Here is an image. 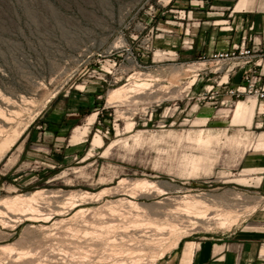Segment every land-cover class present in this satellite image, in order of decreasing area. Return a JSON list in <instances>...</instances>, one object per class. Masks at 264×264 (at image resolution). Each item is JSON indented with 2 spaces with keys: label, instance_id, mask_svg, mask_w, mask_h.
I'll list each match as a JSON object with an SVG mask.
<instances>
[{
  "label": "rangeland",
  "instance_id": "rangeland-1",
  "mask_svg": "<svg viewBox=\"0 0 264 264\" xmlns=\"http://www.w3.org/2000/svg\"><path fill=\"white\" fill-rule=\"evenodd\" d=\"M188 1L175 12L171 0H0V96L15 104L0 122V264H31L43 249L56 255L51 264H110L104 246L119 264H188L184 250L264 218L263 170L254 169L264 166V101L222 103L219 64L164 47L174 21L190 22ZM71 89L93 95L71 123L86 135L74 143L68 130L55 147L37 146V122L65 114ZM250 100V125H232L235 103ZM35 192L33 214L2 203ZM192 210L240 217L226 230L186 216Z\"/></svg>",
  "mask_w": 264,
  "mask_h": 264
},
{
  "label": "crops",
  "instance_id": "crops-1",
  "mask_svg": "<svg viewBox=\"0 0 264 264\" xmlns=\"http://www.w3.org/2000/svg\"><path fill=\"white\" fill-rule=\"evenodd\" d=\"M171 3L175 12L186 10L184 6H177L178 0H171ZM186 3L190 5V11L185 13V17L189 18L190 22L182 25L174 21L169 34H163L164 47L175 48L178 53L196 60H205L204 65L207 64L206 61L209 64L212 62L219 64L215 71L224 70V73L213 85L225 89L235 88L241 83L243 76L251 72L258 74L260 83L264 84V61L260 58V55L264 54V0H189ZM173 18L182 19L175 15ZM242 42L257 53L250 61L226 62L214 58L215 54L231 51L233 46L238 47ZM225 76L226 79L223 80ZM213 85H207L206 88H209L206 91L216 89ZM85 95L93 96L71 89L68 97L73 100V106L62 116L57 114L58 112H53L37 122L36 128L39 130L33 132L36 133V136L32 137L33 142L37 146L46 147V142L50 141L52 144L50 148H53L68 130L74 133L75 127H72L71 123L89 107V102L82 99ZM228 98L225 90L223 100ZM251 101L253 102L251 114H248L250 105L243 104L242 110L245 113L238 123L234 122V111L239 103L249 101L235 103L232 110V125L243 123L250 125L254 110V101ZM72 133L68 135L70 141ZM254 169L263 170L259 173V185L264 192V166ZM176 264H179V259ZM188 264H264V218L255 216L242 227L198 242L192 250Z\"/></svg>",
  "mask_w": 264,
  "mask_h": 264
},
{
  "label": "bare ground",
  "instance_id": "bare-ground-1",
  "mask_svg": "<svg viewBox=\"0 0 264 264\" xmlns=\"http://www.w3.org/2000/svg\"><path fill=\"white\" fill-rule=\"evenodd\" d=\"M192 81H194V79H192ZM115 91L116 90H113V91H111L110 92V96H109V103H111L110 102V100H112V99H114L115 97H116V94H115ZM117 92V91H116ZM21 99V98H20ZM22 100V99H21ZM25 100V99H24ZM16 103V102H15ZM23 103V102H22ZM0 104L1 105H3V107L2 106H0V122H2V123H7L9 120H10V117L13 115V111L12 110H10V108L12 107V106H14L15 104H14V101L13 100H11V99H9V98H6V97H3V96H0ZM243 104H247V103H239L238 105H237V107H236V110L234 111L235 112V116H234V121H238L239 119H240V117H242V115H244V113L245 112H243V110H242V106H243ZM250 105V107L248 108V114H251V110H252V105L251 104H249ZM258 109H260V107L258 108ZM234 114V113H233ZM250 117V116H249ZM90 123V122H89ZM87 126H84L82 129H80V128H78V130H76L75 129V131H74V134H73V136H72V141H78V139H79V136L80 135H86V132H87ZM20 132H22V130L21 131H19V132H16L12 137H10L9 139H7V140H5V142H4V144L2 145V148L3 147H5L6 145H7V147L8 146H10V145H12L13 143H14V141L18 138V136L20 135ZM101 138L99 137V136H97V135H95L94 136V138H93V143L94 144H96L97 146H100L101 145ZM95 145V146H96ZM148 183V181H143V180H136V181H134V185L135 186H141L140 184H144V185H146ZM150 184V183H149ZM148 185V184H147ZM41 195V192H39V193H32V194H30L29 196H22V195H14L13 197H11V198H9V199H7L6 201H2V203H4L5 204V206H6V209H8L9 211H11V212H15L16 214H23L24 216L25 215H28V214H31L32 212H35V211H38V209L36 208V207H34L35 205H33V202L34 201H36V199L39 197ZM81 196V195H80ZM82 196H83V194H82ZM236 197V196H235ZM73 201H75V200H73ZM237 202V201H236ZM1 203V204H2ZM74 203V202H73ZM239 202H237V204H238ZM239 205V204H238ZM40 207V206H39ZM255 208V206L253 207V209ZM112 211L114 210V209H111ZM7 211V210H6ZM44 211V210H43ZM111 211V212H112ZM190 212H191V214H190ZM3 213V212H2ZM7 213V212H6ZM113 213L116 215V213H115V211L114 212H112V213H110L111 214V216L113 215ZM33 214V213H32ZM188 215H186V216H191V218H195V219H203L205 222V224L207 223V225H209V224H214V225H216L217 227H219V228H221V229H226V230H229L232 226H234L237 222H238V220H239V217H240V215H238V214H232L231 212H226V213H223V214H217V213H215V214H207V213H204V212H201V211H196V210H192V211H188V213H187ZM190 214V215H189ZM31 215H29V217L28 218H30L31 219V217H30ZM49 216V215H48ZM75 216V215H74ZM34 217V216H33ZM33 217H32V219H33ZM114 217H116V216H114ZM113 218V217H112ZM71 220H73V217H72V219ZM113 220V219H112ZM1 221V220H0ZM203 223V222H202ZM209 227V226H208ZM98 234V233H97ZM104 234H102V236L101 235H95L94 234V241H96L97 243L99 242V243H101V245L102 244H104V245H109V244H112L114 241H115V238H111L112 236L111 235H107V234H105L104 236H103ZM140 236L141 235H139V236H137L138 238H140ZM142 236H144L143 234H142ZM150 236V235H149ZM45 237V239L46 238H48L47 236H44ZM93 237V236H92ZM151 237V236H150ZM144 239H146L145 238V236L143 237ZM143 238H140L141 239V241L142 240H144ZM44 239V241H46ZM91 237H90V241H92L93 240ZM48 240H50V239H48ZM47 240V241H48ZM94 241H92V242H94ZM145 241V240H144ZM151 241V240H150ZM91 242V243H92ZM98 243V244H99ZM141 243V242H140ZM96 244V243H95ZM97 244V245H98ZM113 245V244H112ZM89 246V245H88ZM96 246V245H95ZM40 247H42V245L40 246ZM39 247V248H40ZM51 247V246H50ZM98 247V246H97ZM99 247H101V246H99ZM98 247V248H99ZM11 247H9V249H10ZM43 248V247H42ZM45 248H47V247H45ZM49 248V247H48ZM84 248V247H83ZM104 249H102L101 251H106L107 252V250H108V252L107 253H104L105 254V257L101 254V252H100V249H97V251L102 255V258L104 257V258H107V259H109L111 262H110V264H117L118 263V259H114L115 258V255L113 254L114 252H113V249L114 248H107V247H103ZM8 249V248H7ZM112 249V250H111ZM150 249V248H149ZM156 249H157V247H156ZM5 250V248H1V251L3 252ZM40 250V249H39ZM43 250H45V249H43ZM42 250V252H40L41 253V255L43 254L44 256H42V257H45L44 259H40V258H37V259H33V260H31L30 258H29V260H31L30 261V263L31 264H42V263H44L43 261H46V262H48V263H53V262H55V256L54 255H52L51 253H53V251H51V253L49 254V253H47L46 252V254H44L45 252ZM87 250V249H86ZM94 250L96 251V249H93V250H90V251H92V252H94ZM141 250V249H140ZM153 250V249H152ZM110 251V252H109ZM111 251H112V253H111ZM44 252V253H43ZM91 252V253H92ZM98 252H96L97 254H99ZM118 252V250L116 251V253ZM103 253V252H102ZM118 253H120V252H118ZM93 254V253H92ZM21 255V254H20ZM40 255V256H41ZM95 255V254H94ZM97 255H95V257H96ZM191 256H192V248H190V249H188V250H184L183 251V253H182V259L184 260V261H186V262H189L190 261V259H191ZM93 258H95L94 256H92ZM99 257H101V256H99ZM84 258V257H83ZM83 258H81V260L83 259ZM85 258H86V256H85ZM87 258H88V256H87ZM86 258V260H88V262H90V258H91V256H90V258L89 259H87ZM98 257H96V259H97ZM102 258H99V260H101ZM57 260L58 259H62L61 261H63V258H56ZM65 259V258H64ZM106 259V261H108ZM56 260V261H57ZM66 260V259H65ZM65 260H64V262H65ZM69 260H71V259H69ZM93 260V259H92ZM99 260H96V261H99ZM104 259H102V261H103ZM68 261V260H67ZM105 261V260H104ZM58 262H60V261H58ZM70 262V261H69ZM80 262V261H79ZM83 262V261H82ZM100 262V261H99ZM7 263V262H6ZM98 263V262H97ZM13 264V263H12ZM44 264H46V263H44ZM101 264V263H100ZM119 264V263H118Z\"/></svg>",
  "mask_w": 264,
  "mask_h": 264
},
{
  "label": "built area",
  "instance_id": "built-area-1",
  "mask_svg": "<svg viewBox=\"0 0 264 264\" xmlns=\"http://www.w3.org/2000/svg\"><path fill=\"white\" fill-rule=\"evenodd\" d=\"M256 55L257 53L253 51L251 47L242 42L238 47L233 46L231 51L215 54L214 58H218L226 62L236 60H244L245 62H248ZM260 58L264 61V54L260 55ZM259 77L260 76L254 72L245 74L239 85L235 88L226 89V95L229 96L230 99H238L251 95L254 96L255 100L264 101V84L260 83ZM221 102H229V100H222ZM260 106H263L262 112L258 109V113H263L264 102H261L259 104V107Z\"/></svg>",
  "mask_w": 264,
  "mask_h": 264
},
{
  "label": "trees",
  "instance_id": "trees-1",
  "mask_svg": "<svg viewBox=\"0 0 264 264\" xmlns=\"http://www.w3.org/2000/svg\"><path fill=\"white\" fill-rule=\"evenodd\" d=\"M170 5H172V3ZM98 117H100V115H98ZM48 126H49V124H48Z\"/></svg>",
  "mask_w": 264,
  "mask_h": 264
}]
</instances>
